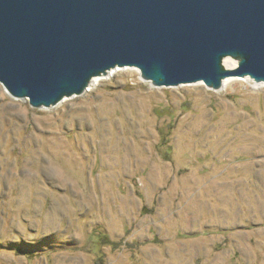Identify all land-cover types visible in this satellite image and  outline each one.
I'll return each mask as SVG.
<instances>
[{
	"label": "rangeland",
	"instance_id": "1",
	"mask_svg": "<svg viewBox=\"0 0 264 264\" xmlns=\"http://www.w3.org/2000/svg\"><path fill=\"white\" fill-rule=\"evenodd\" d=\"M111 71L48 108L0 82V264H264V82Z\"/></svg>",
	"mask_w": 264,
	"mask_h": 264
},
{
	"label": "water",
	"instance_id": "2",
	"mask_svg": "<svg viewBox=\"0 0 264 264\" xmlns=\"http://www.w3.org/2000/svg\"><path fill=\"white\" fill-rule=\"evenodd\" d=\"M125 66L155 86L264 82V0H0L10 96L48 108Z\"/></svg>",
	"mask_w": 264,
	"mask_h": 264
},
{
	"label": "bare ground",
	"instance_id": "3",
	"mask_svg": "<svg viewBox=\"0 0 264 264\" xmlns=\"http://www.w3.org/2000/svg\"><path fill=\"white\" fill-rule=\"evenodd\" d=\"M223 63L225 65L226 68H234L235 65H236V62L229 59V58H225L223 60ZM111 72H108L107 74L109 75ZM102 79V78H101ZM99 77H94L92 80H91V83L89 84V89L92 88V86H94L95 84L99 83V80H101ZM238 80V78H235ZM233 80V77H227L225 79H223V84H222V87H227L229 85H232L234 82L232 81Z\"/></svg>",
	"mask_w": 264,
	"mask_h": 264
}]
</instances>
